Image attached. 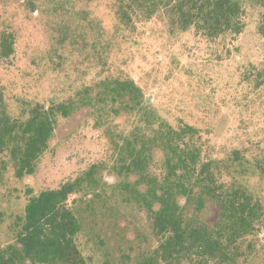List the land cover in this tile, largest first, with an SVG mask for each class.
<instances>
[{
	"label": "trees",
	"instance_id": "16d2710c",
	"mask_svg": "<svg viewBox=\"0 0 264 264\" xmlns=\"http://www.w3.org/2000/svg\"><path fill=\"white\" fill-rule=\"evenodd\" d=\"M24 2L45 32L46 69L62 82L72 76V93L19 116L0 96V171L10 161L16 178L32 175L58 118L79 109L94 117L105 156L30 195L0 264H89L74 242L78 202L93 210L118 198L142 212L153 238L137 264H264V61L236 64L232 87L206 65L240 50L254 8L264 44V0ZM189 38L206 61L176 60L174 46ZM14 47L15 33L0 29V62ZM161 48L171 58L162 75ZM230 113L239 133L218 148Z\"/></svg>",
	"mask_w": 264,
	"mask_h": 264
},
{
	"label": "rangeland",
	"instance_id": "374dc122",
	"mask_svg": "<svg viewBox=\"0 0 264 264\" xmlns=\"http://www.w3.org/2000/svg\"><path fill=\"white\" fill-rule=\"evenodd\" d=\"M257 12V8H254L249 14L248 27L237 40L240 50L220 63L209 61L206 64L207 67L211 64L216 73L229 81L227 85L231 87L234 86L230 79H233L236 64L264 61V44L255 31ZM34 15L36 12L31 13L24 0H0V29L15 33L13 57L0 62V96L13 116H19L36 101L46 103L61 90H64V93L68 91L66 96L72 93L71 89L68 90L72 87V76L62 82L46 69L43 57L47 40ZM185 43L187 44L181 48L179 45L173 48L176 52L182 51L175 55L178 57L177 61L182 62V58L187 56L197 62L206 61L203 57L204 49L193 44L190 38ZM167 50L161 48L159 51L161 75L171 62ZM69 85L70 87L66 88ZM163 85L164 83L161 88ZM150 92L147 84L146 94ZM93 120L94 117L88 114L87 109H79L67 118H58L50 148L38 159L32 175L22 179L16 178L10 161L7 168L0 171V249L13 242L20 229L17 218L23 216L30 195L45 188H55L60 183L73 179L88 165L105 156L101 147L104 138L100 131L96 130ZM238 120L237 113H230V116L225 118L224 127L214 135L212 144L220 148L229 136L238 134ZM104 175L107 180H113V176L108 172L105 171ZM28 190L31 193H28ZM109 191L110 189L107 192ZM75 197L77 195H69L67 202L70 203ZM104 203L106 205L102 206ZM78 204L81 228L75 235L74 242L78 253L89 264H101L106 260L113 264H137L140 253L153 244L145 217L132 203H122L119 198L112 203L110 200L95 201L93 210L85 207V203Z\"/></svg>",
	"mask_w": 264,
	"mask_h": 264
}]
</instances>
